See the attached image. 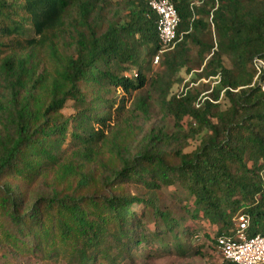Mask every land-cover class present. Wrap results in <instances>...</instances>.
I'll return each mask as SVG.
<instances>
[{"label":"trees","instance_id":"16d2710c","mask_svg":"<svg viewBox=\"0 0 264 264\" xmlns=\"http://www.w3.org/2000/svg\"><path fill=\"white\" fill-rule=\"evenodd\" d=\"M149 1L0 0V264L185 259L239 213L264 237V0H170L156 74Z\"/></svg>","mask_w":264,"mask_h":264},{"label":"built area","instance_id":"2783aa9c","mask_svg":"<svg viewBox=\"0 0 264 264\" xmlns=\"http://www.w3.org/2000/svg\"><path fill=\"white\" fill-rule=\"evenodd\" d=\"M150 9L157 15L156 30L160 41V49L153 58V64L159 63L160 57L172 50L177 43L176 29L179 23L177 12L170 0H150L148 2ZM255 67L258 73H264V61L255 59ZM218 83V77L213 78ZM204 80V79H203ZM182 88L177 96L186 91ZM203 93L199 100L209 99ZM211 101V100H210ZM235 230L232 234H221L216 239V249L220 256L227 261L235 264H264V237L247 234L249 226V216L245 213H239L234 218Z\"/></svg>","mask_w":264,"mask_h":264},{"label":"rangeland","instance_id":"374dc122","mask_svg":"<svg viewBox=\"0 0 264 264\" xmlns=\"http://www.w3.org/2000/svg\"><path fill=\"white\" fill-rule=\"evenodd\" d=\"M110 3H112V8L117 7V3L120 0H108ZM198 1L194 0V4L197 5ZM153 74H156L160 71L159 65L153 64ZM197 68L194 67L193 71L186 76L183 75V81L180 83H177L173 86L171 93L172 94H178L182 88H185V85L189 84L190 86H197L199 89H201L202 84H207L208 80L205 78H202L200 80H197L195 83L192 79L196 78V72H199ZM204 79V80H203ZM211 88V87H210ZM206 91V90H205ZM204 92V91H203ZM206 93V92H205ZM155 109L158 108L155 106ZM65 113H70L69 109L65 110ZM161 115L157 114V111L153 114V117L149 120L147 125H150L151 123L157 122V120L161 119ZM195 145V142H191V148H193ZM64 149L68 148V145L63 146ZM172 190V189H170ZM202 229L204 233H207L210 238L214 237L216 234V229L214 227L209 226L206 223H201ZM197 241L200 245H202L201 250L198 254L190 256L189 258L181 259L177 258L174 255L171 254H159L154 255V257H148L145 256V260L141 264H222L223 259L218 253L217 249L215 248V245L212 244L210 239H207L202 236H197ZM38 264V263H36ZM47 264H61L56 261H48Z\"/></svg>","mask_w":264,"mask_h":264}]
</instances>
